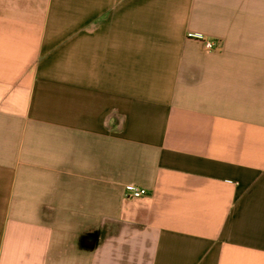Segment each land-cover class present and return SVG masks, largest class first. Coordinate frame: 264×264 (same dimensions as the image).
I'll return each instance as SVG.
<instances>
[{"label":"crops","instance_id":"crops-1","mask_svg":"<svg viewBox=\"0 0 264 264\" xmlns=\"http://www.w3.org/2000/svg\"><path fill=\"white\" fill-rule=\"evenodd\" d=\"M0 264H264V0H0Z\"/></svg>","mask_w":264,"mask_h":264},{"label":"built area","instance_id":"built-area-1","mask_svg":"<svg viewBox=\"0 0 264 264\" xmlns=\"http://www.w3.org/2000/svg\"><path fill=\"white\" fill-rule=\"evenodd\" d=\"M216 46H217V43L213 40L205 41V48L209 51L214 50ZM125 192H126V195L132 199H138L148 194L147 189L139 188L134 185H127L125 187Z\"/></svg>","mask_w":264,"mask_h":264}]
</instances>
